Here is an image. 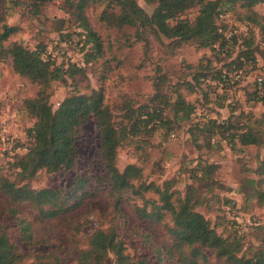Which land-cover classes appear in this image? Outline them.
<instances>
[{
	"label": "rangeland",
	"instance_id": "1",
	"mask_svg": "<svg viewBox=\"0 0 264 264\" xmlns=\"http://www.w3.org/2000/svg\"><path fill=\"white\" fill-rule=\"evenodd\" d=\"M79 1L85 3L83 14L100 36L103 50L90 63H86V51L83 52L84 71L71 72L52 82L49 92L54 108L72 93L89 94L102 89L104 102L113 111L114 120L127 124L129 132L118 148L119 168L136 164L142 168V180L156 185L174 180L172 190L176 192L175 197L183 196L189 190L195 200L198 196L203 198L196 208L236 246L241 241L235 233L237 229L244 251L264 247V203H258L257 197L250 194V188L259 180L255 171L264 155L263 147L237 145L232 149L219 136L212 137L208 128H198L200 121L213 118L222 122L232 110L235 109L236 113L244 110L235 126L240 128L244 123L243 128H253V132L264 140V99L257 100L255 96L260 76L263 77L264 88V29L240 22L243 11L238 7L231 8L228 25L240 30H246L247 25L257 32L254 46H258V62L247 69L239 83L224 88H220L217 79L195 87L193 76L208 58L212 59L214 66L221 67L235 58L237 52L228 57L226 49L214 51L200 47L197 42L174 41L157 33L151 26L115 25L111 15L121 12L116 0H50L33 9L30 0H0V35L5 24L17 26L9 41H20L30 48L46 45L47 50L52 49L62 55V43L77 41L81 37V29L76 23L82 15ZM138 2L149 15L157 6L144 0ZM255 9L264 14V4H258ZM198 10L199 5L195 4L186 15L194 20ZM63 17L68 18L64 25L65 37L58 33L63 26ZM75 41L69 46V51L79 60L81 55L76 50ZM64 57L57 62H65ZM186 82H191L194 87L186 86ZM38 90L37 83L20 76L13 69L11 59L0 60V101L3 104L0 115V177L18 184L28 183L34 188H70L75 178L83 173L103 175L100 132L95 117H91L78 134L76 168L56 173L43 169L28 181L18 177L12 163L13 156L27 151L31 140L28 129L35 123L25 109V101L34 98ZM180 98L184 104L178 103ZM191 106H195L196 111L190 114ZM155 107L163 108L162 120L154 119L146 127L140 121L141 114L151 112ZM172 132L175 134L173 137L170 136ZM200 169L204 171L203 175L198 174ZM94 183L95 180L88 183L83 191L93 193ZM147 197L158 196L149 192ZM227 197L232 199L231 204L227 203ZM141 202L140 199L127 200L122 213L116 215L108 192L103 189L86 197L81 205L67 214L52 218H40L28 203H18L15 206L20 216L27 219L34 230L36 243L28 247L19 237L17 219L10 212L14 204L0 189V229L6 230L27 254L19 264H32L37 252H53L61 256L62 264H77V256L85 248L89 235L99 228L112 226L118 228L132 256H143L149 264H159L158 253H166L173 239L163 223L142 219L136 214L135 204ZM167 221L171 223L170 216ZM79 223H83L82 229L74 231V226ZM206 252L207 259L201 257L200 263L228 264L212 251ZM168 263L172 261L165 260L161 264ZM108 264H113L112 258Z\"/></svg>",
	"mask_w": 264,
	"mask_h": 264
},
{
	"label": "trees",
	"instance_id": "2",
	"mask_svg": "<svg viewBox=\"0 0 264 264\" xmlns=\"http://www.w3.org/2000/svg\"><path fill=\"white\" fill-rule=\"evenodd\" d=\"M32 9L35 6H43L50 0H30ZM120 5V14H113L115 25L124 26H151L157 33H161L169 39L178 42L193 41L200 47L214 51L226 49L228 57L237 52L235 58L225 62L221 67L214 66L212 59L208 58L198 72H195L192 82L195 87L211 80H220L225 70L240 67L245 61L257 64L258 46H254L255 31L247 25L261 26L264 29V14H260L255 7L264 4V0H144L149 4H157L154 12L149 15L139 4L138 0H116ZM195 4L199 5L198 14L192 20L186 12ZM227 6V7H224ZM81 18L77 20V27L81 29L80 36H85V46H89L85 53L86 63L95 60L102 50V41L95 29L89 23L85 11V3L79 1ZM240 8L243 18L240 22L247 23L246 30L235 29L228 25V18L223 20V25L233 30L230 39L219 32V14L229 15L231 8ZM68 14L69 12L66 11ZM63 26L58 33L65 37L64 25L66 17L62 18ZM238 20V21H239ZM225 27V26H224ZM17 26L4 25V31L0 35V60L11 59L13 69L22 77H26L39 85V90L34 98L25 101L26 111L35 119V123L28 129L30 143L27 151L16 153L13 156L14 170L18 177L27 181L35 177L40 171L56 173L71 171L77 166L79 151L77 146L80 128L91 117H95L100 132V152L104 168L103 175L92 176L90 173L78 175L70 188H34L28 183L18 184L8 178L0 177V189L8 196L13 206L10 212L17 219L19 237L26 246L35 245V235L31 223L20 216L18 203H28L33 207L40 218H52L67 214L73 208L81 205L83 200L93 193L107 190L114 214L122 213V206L127 200L140 199V204H135L136 214L146 220L163 223L166 232L173 239V243L166 253L159 252L158 262L172 261L168 264H203L201 257L206 260V250L212 251L217 258L224 259L228 264H264V247L258 246L244 251L242 237L239 230H235L241 240L238 245L224 237L215 226H212L205 215L196 208L203 198L198 196L195 200L191 191L175 197L172 190L174 180H165L162 185L142 180V168L136 164H127L123 169L117 164L118 148L128 137L127 124L117 123L114 113L106 104L102 89L93 90L91 93H72L66 96L54 108L50 102L49 92L52 82L63 75L84 71L85 67L65 62H57L56 59H45L43 56L47 50L46 45L30 48L20 41H9L10 35L17 31ZM66 40V39H65ZM5 41L8 42L5 44ZM217 47V48H216ZM66 64V65H65ZM186 86L194 87L191 82ZM257 100L264 99V94H259L256 89ZM180 104H184L180 98ZM3 104L0 101V115ZM142 113L141 120L148 127L154 119L160 122L163 108L155 107ZM181 110V109H180ZM193 111V112H192ZM196 111L191 106L190 114ZM244 110L236 113L232 110L229 117L222 122L209 118L198 122V128H208L213 136L227 141L230 147L237 145H256L263 147L264 140L259 134L253 132V128H240L235 125L240 122ZM175 135L173 132L170 134ZM207 165V164H206ZM89 172V171H88ZM204 174L202 169L198 174ZM255 173L259 176L257 185L250 188V194L257 197L258 203H264V155L259 161ZM202 177L200 176V179ZM95 180L94 192L83 191L87 184ZM255 183V180H251ZM256 184V183H255ZM157 194V198H148L147 193ZM227 203L232 199L227 197ZM235 206H232L234 208ZM170 216V221H167ZM227 217V216H226ZM231 221V220H229ZM234 224L236 223L233 222ZM83 223L74 226V231L82 229ZM259 226V225H258ZM241 237V238H240ZM27 254L12 239L10 234L0 229V264H19L23 262ZM113 264H149L143 256H132L127 251L126 242L116 226L107 229L99 228L89 235L87 244L77 256V264H108L109 259ZM32 264H62L60 255L53 252H37Z\"/></svg>",
	"mask_w": 264,
	"mask_h": 264
},
{
	"label": "built area",
	"instance_id": "3",
	"mask_svg": "<svg viewBox=\"0 0 264 264\" xmlns=\"http://www.w3.org/2000/svg\"><path fill=\"white\" fill-rule=\"evenodd\" d=\"M228 17V14L226 13H220L218 18H219V32L224 34V37L227 39H230L233 35V30L231 29H225L223 24H221V22L223 20H226V18ZM85 36L80 37V39H78L77 41H75L73 39V41H75V47L78 53H80L81 58L79 60L76 59L75 54L71 53L69 51V46L71 45V43L73 41H65L64 43L61 44V49H62V55H59L58 52H54L52 49L50 50H46L44 53V57L45 59H56L57 61L60 62V57H64L63 55H65V57L63 58V60H65L67 63H71V64H75V65H82L84 64V53L85 51L88 50L89 46H85V42H84ZM253 68V62H247L245 61L243 63L242 66L234 68L232 70H225L222 74V77L220 80H218L217 84L220 86V88H224L226 86H231V85H235L237 83H239L244 77H245V73L247 72V69H251ZM258 83H259V94L263 95L264 93V88H263V77H258ZM209 117V116H207Z\"/></svg>",
	"mask_w": 264,
	"mask_h": 264
}]
</instances>
